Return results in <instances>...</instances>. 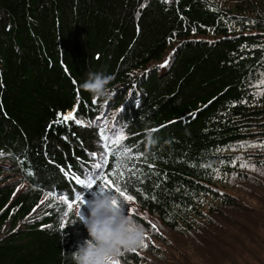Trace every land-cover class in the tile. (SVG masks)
Here are the masks:
<instances>
[{
    "label": "trees",
    "instance_id": "trees-1",
    "mask_svg": "<svg viewBox=\"0 0 264 264\" xmlns=\"http://www.w3.org/2000/svg\"><path fill=\"white\" fill-rule=\"evenodd\" d=\"M89 72L114 77L110 101L82 87ZM262 81L264 0H0V264H74L89 234L59 195L72 196L70 174L94 153L106 161L88 174L116 183L152 163L139 203L192 228L197 199L220 197L200 193L221 181L210 171L230 173L222 150L264 133ZM74 108L86 125L57 122ZM103 109L130 142L103 148Z\"/></svg>",
    "mask_w": 264,
    "mask_h": 264
},
{
    "label": "rangeland",
    "instance_id": "rangeland-1",
    "mask_svg": "<svg viewBox=\"0 0 264 264\" xmlns=\"http://www.w3.org/2000/svg\"><path fill=\"white\" fill-rule=\"evenodd\" d=\"M201 36L206 37V39L209 37ZM208 39L214 41L211 38ZM158 64L159 69L157 71L160 74L169 72L173 64L171 55L169 54L164 61ZM109 112L110 110H105L102 115L104 116V113L111 115ZM115 117L117 115L108 116L104 125L106 126L105 131L111 135L110 142L113 146L119 138L118 135L113 134L112 125L114 124L116 133H122L124 137L120 139L121 144H119L120 142L117 144L124 145V142L131 141V135L124 132L125 128L122 127V124L119 125L117 123ZM105 140L104 138L103 141ZM235 145L242 150L263 151L264 153V133L261 132L250 137V140ZM259 159L261 158H255L250 163L255 170L248 178V182L259 184V188L256 187L255 191L251 190L253 193L250 200L252 207L247 212V214H250V212L252 214L253 212L258 217L255 220L252 218L247 222L246 220L242 222L248 232H251L250 230L258 232L259 241L257 239L252 241L244 229H239L238 231L231 218L225 220L224 225L216 229H208L204 222L198 218L195 228H188V225L184 222L172 223L173 225L165 223L159 215L150 213L148 209L143 210L140 204H131V209L133 210L131 216L143 224L146 229L145 234L147 236L145 239L149 242L155 240V243L143 255L131 253V256H126V260L131 264H264V154L262 157L263 162H258ZM254 174L258 176L256 177ZM6 175L5 173L4 176ZM18 179L20 177L17 176L14 180ZM261 182L262 184H260ZM214 185L211 187L215 192L216 188ZM26 186L25 183L19 185V191H23ZM102 191L105 192L103 188L99 192H94V197ZM248 197L250 196L248 195ZM79 202L82 204L74 205L77 212L81 210L82 214L88 215L89 207L86 204V200ZM130 202L133 203L132 201ZM128 209H125V212H129ZM131 213L132 211L129 212V214ZM236 213L237 211L235 210L231 211L232 215H236ZM149 221L150 224L148 223ZM233 221L239 223V215L233 217ZM247 223L249 227L253 226L255 229H249ZM152 225H155V227ZM9 226L10 224L7 228Z\"/></svg>",
    "mask_w": 264,
    "mask_h": 264
},
{
    "label": "clouds",
    "instance_id": "clouds-1",
    "mask_svg": "<svg viewBox=\"0 0 264 264\" xmlns=\"http://www.w3.org/2000/svg\"><path fill=\"white\" fill-rule=\"evenodd\" d=\"M113 79L114 77L110 75L106 76L102 73L89 72L88 78L83 83L82 87L88 91L93 98L110 101L116 94L115 89L109 87ZM130 98L131 97H129V99ZM139 103V100H137V106ZM148 143H154L151 132L148 133ZM226 149L227 148H224L222 150L223 157L220 160L217 159V161L224 169L229 170L230 173L224 175L222 169L215 168V170L210 172L218 174V178L215 181H221H213L208 184L201 182L203 188H201L200 193L202 195L205 192H210L213 197L214 193L220 197H218L217 200H213V198H208L206 196L197 199L198 206L195 210L192 209L193 213L190 216V222L194 224V228L198 218L204 222L208 229H216L223 226L225 220L229 218H231L236 226H239L246 220L248 215L247 212L252 207L250 200L253 193L251 190L255 191L256 188H246L243 185L239 186L240 184L237 181L239 176L246 181H248L249 177H246L244 172L242 173L243 176L238 175L232 177V175L237 174L234 172V169L237 167V162L243 157H247L250 151L239 149L228 154L225 153ZM153 167L151 163L146 166L144 165V168L141 167L139 170L133 168L129 176L131 179L133 196L138 199V205L140 204L139 196H141L140 194L143 192L142 171H144V169L148 171ZM224 177H229V179H224ZM213 184H215V192L211 187ZM248 195L250 197H248ZM226 198L232 199L237 205L231 208L237 211L236 215L224 212L226 206L223 202ZM114 201H116V197L112 193L102 191L90 201H86L89 207L88 215L82 214L81 210L77 212L79 221L84 224L90 238L86 239L83 244L78 246L76 251L71 253L74 264H108L111 257L122 254L120 253L121 249L124 250L126 260V256H130V252H126L128 251L127 249L142 245L146 232L144 225L139 223L129 213L126 214L123 207H118ZM213 203H215L217 207L215 212ZM237 215H239V223L233 221V217ZM252 216L256 215L253 214ZM148 223L150 224V221Z\"/></svg>",
    "mask_w": 264,
    "mask_h": 264
},
{
    "label": "snow or ice",
    "instance_id": "snow-or-ice-1",
    "mask_svg": "<svg viewBox=\"0 0 264 264\" xmlns=\"http://www.w3.org/2000/svg\"><path fill=\"white\" fill-rule=\"evenodd\" d=\"M261 83H264V81H262ZM68 120H73L76 123H79V121L76 119L75 113L61 114V119L59 121H57V122H65V121H68ZM113 134L119 136V138L115 141L116 143H119L120 142V139H123L124 138L122 136V133L117 134L116 131H115V129H113ZM105 139H107V136H105ZM244 166H246V165H242V167H244ZM95 167L96 168H101L102 165L97 164ZM97 175H98V173H97ZM77 183L79 185H82L83 187H86L88 189H92L93 188V185L94 184H97V181H96V177L95 176H92V177H89V178L83 179V180L77 178ZM117 190L119 191V189H117ZM121 195L123 196V200H121L119 202V204H117V201H114V203H116V205L118 207L121 206V203L122 202L131 201L133 199V197L130 196V195H125L124 193H121ZM62 199L66 203H68L69 200H79V201L83 202L85 200V197L81 196L79 194V192H77V193L72 194L71 197H62ZM128 205H129L128 211H131L132 210L131 209V205L130 204H128ZM68 206H69V208H72V204L71 203H68ZM152 226L155 227V225H152ZM144 246L146 247L147 245H144ZM114 264H119V262L118 261L117 262H114Z\"/></svg>",
    "mask_w": 264,
    "mask_h": 264
},
{
    "label": "bare ground",
    "instance_id": "bare-ground-1",
    "mask_svg": "<svg viewBox=\"0 0 264 264\" xmlns=\"http://www.w3.org/2000/svg\"><path fill=\"white\" fill-rule=\"evenodd\" d=\"M71 113V112H70Z\"/></svg>",
    "mask_w": 264,
    "mask_h": 264
}]
</instances>
